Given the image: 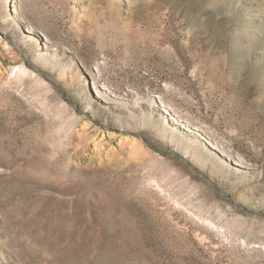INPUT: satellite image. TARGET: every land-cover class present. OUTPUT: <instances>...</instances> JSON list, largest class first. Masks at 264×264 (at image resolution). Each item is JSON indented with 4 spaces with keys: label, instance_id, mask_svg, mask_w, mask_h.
Wrapping results in <instances>:
<instances>
[{
    "label": "rangeland",
    "instance_id": "rangeland-1",
    "mask_svg": "<svg viewBox=\"0 0 264 264\" xmlns=\"http://www.w3.org/2000/svg\"><path fill=\"white\" fill-rule=\"evenodd\" d=\"M0 264H264V0H0Z\"/></svg>",
    "mask_w": 264,
    "mask_h": 264
},
{
    "label": "bare ground",
    "instance_id": "bare-ground-1",
    "mask_svg": "<svg viewBox=\"0 0 264 264\" xmlns=\"http://www.w3.org/2000/svg\"><path fill=\"white\" fill-rule=\"evenodd\" d=\"M23 71V70H22ZM25 71V70H24Z\"/></svg>",
    "mask_w": 264,
    "mask_h": 264
}]
</instances>
